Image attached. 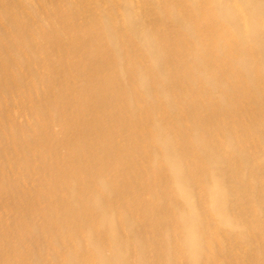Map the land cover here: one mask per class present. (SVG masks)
Segmentation results:
<instances>
[{
    "label": "bare ground",
    "instance_id": "6f19581e",
    "mask_svg": "<svg viewBox=\"0 0 264 264\" xmlns=\"http://www.w3.org/2000/svg\"><path fill=\"white\" fill-rule=\"evenodd\" d=\"M0 264H264V0H0Z\"/></svg>",
    "mask_w": 264,
    "mask_h": 264
}]
</instances>
